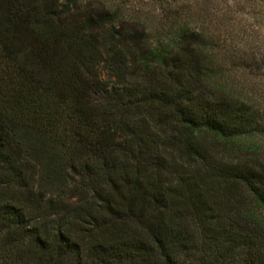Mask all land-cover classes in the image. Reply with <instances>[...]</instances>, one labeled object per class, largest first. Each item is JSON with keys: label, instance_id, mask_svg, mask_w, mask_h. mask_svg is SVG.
I'll list each match as a JSON object with an SVG mask.
<instances>
[{"label": "trees", "instance_id": "trees-1", "mask_svg": "<svg viewBox=\"0 0 264 264\" xmlns=\"http://www.w3.org/2000/svg\"><path fill=\"white\" fill-rule=\"evenodd\" d=\"M83 7L0 0V62L37 68V146L57 121L70 157L51 169L55 193L37 189L0 94V264H264L260 180L227 157L248 108L206 36L184 25L152 42L134 21L116 28V11Z\"/></svg>", "mask_w": 264, "mask_h": 264}, {"label": "rangeland", "instance_id": "rangeland-1", "mask_svg": "<svg viewBox=\"0 0 264 264\" xmlns=\"http://www.w3.org/2000/svg\"><path fill=\"white\" fill-rule=\"evenodd\" d=\"M77 2L83 4V10L116 11V28L122 21L129 29L131 26L128 23H139V28L146 30L152 42L170 43L184 25L194 27L206 36L204 46L211 54L213 66L221 68L226 86L245 100L248 108L245 133L235 136L230 142L227 157L234 162L241 161V166L247 167H241L244 172L254 168L260 180L259 189L264 192V0ZM30 62L29 58L25 66L31 73L19 71L18 61L6 59L0 62V94L5 93L8 98L3 104L10 110V116L16 119V125L25 127L16 129L17 138L23 142L24 154L36 166L35 187L55 193L54 189L62 182L60 175L53 179L51 173L55 172L51 169L70 158L65 151L68 143L65 138L68 139L66 135L69 131L68 126L56 121L45 130L44 145L37 146V68ZM98 71L106 88L117 87V77L104 63L99 64ZM34 85L35 89L31 92ZM101 95V91L97 92L96 102ZM234 101L238 103L239 99L234 98ZM114 140L119 138L115 136ZM242 196L249 203L250 191L242 192ZM257 208L264 216V204L257 205ZM235 213L236 209L232 207L230 215L235 216Z\"/></svg>", "mask_w": 264, "mask_h": 264}]
</instances>
